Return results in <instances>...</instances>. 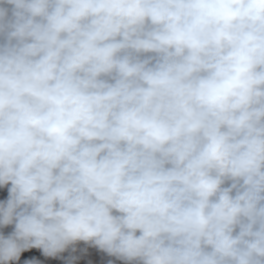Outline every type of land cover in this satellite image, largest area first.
I'll list each match as a JSON object with an SVG mask.
<instances>
[{
    "label": "clouds",
    "instance_id": "clouds-1",
    "mask_svg": "<svg viewBox=\"0 0 264 264\" xmlns=\"http://www.w3.org/2000/svg\"><path fill=\"white\" fill-rule=\"evenodd\" d=\"M5 190L0 264H264V0H0Z\"/></svg>",
    "mask_w": 264,
    "mask_h": 264
},
{
    "label": "rangeland",
    "instance_id": "rangeland-1",
    "mask_svg": "<svg viewBox=\"0 0 264 264\" xmlns=\"http://www.w3.org/2000/svg\"><path fill=\"white\" fill-rule=\"evenodd\" d=\"M10 187V185H9ZM6 194V190L4 192H0V196ZM12 226L4 229V231H11ZM27 256H36L41 261H44V264H83V260L87 259L89 264H109V261L112 264H125V262L118 260L115 257L109 256L107 253L99 250L93 245L86 244L85 242H77L74 245L69 246L64 252L58 254L56 258H45L40 250L33 249L30 252L25 253ZM18 264H22L18 262Z\"/></svg>",
    "mask_w": 264,
    "mask_h": 264
}]
</instances>
